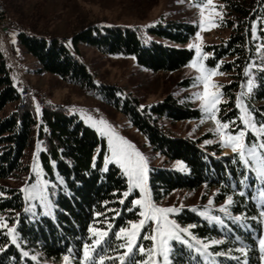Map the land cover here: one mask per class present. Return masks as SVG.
I'll use <instances>...</instances> for the list:
<instances>
[{"label":"trees","instance_id":"trees-1","mask_svg":"<svg viewBox=\"0 0 264 264\" xmlns=\"http://www.w3.org/2000/svg\"><path fill=\"white\" fill-rule=\"evenodd\" d=\"M221 1L229 34L205 45L204 52L209 53L207 64L210 67H217L219 72L231 77L222 86V94L227 98L224 104L227 112L223 117L235 118L236 126L243 127L235 103L236 94L242 93L241 98L259 125L264 123V70H261L264 66V0ZM3 3L6 9L12 6V0H3ZM253 21L256 22L255 37ZM16 29L17 41L33 56L38 70L94 88L95 94L128 115L154 150L167 159L185 163L187 173L161 167L149 169L148 185L154 201L164 199L174 190L191 192L202 186L204 193L214 191L215 203L227 196L232 198L227 207L232 218L215 208L212 216H221L219 223L198 214L201 207L180 208L175 219L188 225L192 237L203 243L221 242L210 244L206 256L182 243H175L171 264H261L257 245L261 230L257 201L261 200L264 181L250 170H244L238 158L216 159L213 154L220 153V147L208 146L207 152L198 140L182 138L161 128L157 121L161 116L171 120L200 117L199 110L189 102L166 95L149 111L139 106L137 98H128L118 87L94 82L76 56L79 45H84L107 54L132 56L138 65L149 69L175 71L193 55L192 49L184 45L194 35V25L181 20L152 25L94 21L65 37L26 27ZM246 67L248 73H245ZM13 73L0 47V179L26 171L27 165L22 158L35 130L40 143L37 158L44 178L51 181V208L44 212L40 208L26 211L27 203L20 188L3 186L0 215L16 225L17 242L11 243L6 228L0 229V264H65L66 255L69 256L68 264H81L82 245L90 223L101 228L107 227V223L113 225L107 241L110 250L101 254L113 257L107 264H120L116 256L123 252L122 240H117L115 231L127 226V221L139 218L138 207L131 203L138 192L123 196L127 191V179L116 165L105 163L103 139L65 106L47 103L39 107L37 113L33 102H21ZM249 76L255 83L251 93H246ZM255 139L253 133L246 134L249 144ZM201 197L204 199V194ZM94 213L101 215L94 216ZM239 248L246 251L242 253ZM24 252L28 255L24 256ZM127 264L134 263L127 259Z\"/></svg>","mask_w":264,"mask_h":264},{"label":"rangeland","instance_id":"rangeland-1","mask_svg":"<svg viewBox=\"0 0 264 264\" xmlns=\"http://www.w3.org/2000/svg\"><path fill=\"white\" fill-rule=\"evenodd\" d=\"M197 2L205 3L206 0H12V6L7 7V9L3 3L9 18V30L5 36H0V47L12 65L14 71L13 76L16 82L18 76H20L24 83L33 86L35 93L40 96H45L49 104L65 106L70 110V113L75 114L84 125L92 128L94 131L96 129L92 127L91 122H85L88 116H92L97 120L102 118L107 121L118 135L130 142L143 155L148 165V172L152 167H161L187 173L188 169L182 160L167 159L162 153L154 150L146 136L132 123L128 115L114 107L105 98H102L101 95L95 94L94 88L90 89L85 84L70 82L57 74L38 70V65L33 56L27 53L17 41L16 27H26L50 35L65 37L72 31L94 21L123 25H152L160 21L181 20L194 25L196 27L195 33L201 31L200 43L202 45V51L204 52L205 45L226 38L229 34V28L224 24L226 15L222 1L212 0L216 12L220 13V15H215L214 17L213 23L215 26L206 24L205 29L201 30L199 26L200 10L196 6ZM205 14H208L207 9ZM195 33L184 46L187 47L188 44L196 42ZM192 51L193 55L190 60L196 55L194 48ZM76 56L84 64L94 82L106 86L118 87L128 98H137L139 106H145L149 111H152V106L161 101L166 95L178 98L181 102H189L199 110L200 117L185 120H171L168 117L161 116L157 118L161 128L182 138L198 140L199 145L207 152H209L208 146L215 145L216 147H220V153L213 154L216 159H220L221 157L229 160L238 158V155L233 154L229 147L222 146L219 143V136L212 131L215 128V123L210 118L204 117L199 107V99L191 98L193 92L202 90V84L194 81L193 78L198 73L189 66L190 60L178 70L165 72L140 66L132 56L107 54L90 46L79 45ZM207 57H203L204 63L207 67L216 69L211 79L221 89L220 99L222 103L218 106L217 116L221 122H232V119L227 120L226 117H223L227 112V107L224 105L227 102V98L222 94L223 84L229 82L231 77L219 72L217 67H210L207 64ZM17 84L19 85L21 83L17 82ZM241 100L246 105L243 97ZM28 102H33L36 106L38 105L34 98L29 99ZM96 112L98 117L93 114ZM152 115L156 116L153 112ZM242 126L244 127V125ZM241 128H238L235 123H229V129L233 132ZM249 133L252 132L248 131L246 134L248 135ZM98 136L105 143V161V156L110 157L111 155L108 151L107 139L100 134ZM205 140L212 142L205 144ZM37 142L39 141L35 137L34 130L31 141L22 158L23 164L27 165L26 171L20 172L15 176L0 179V193H2L3 186H15L21 189L22 185H26L37 178V173L33 169L34 152L36 153L35 164L41 168L37 158V152L39 150L37 149ZM246 143L249 146L252 145L248 142ZM105 163L116 165L111 159L105 161ZM116 166L119 168L118 165ZM120 171L122 172L121 169ZM43 179L46 180L44 176ZM203 188L202 186L191 192L178 189L172 191L162 200H152L156 205L161 207L177 208V212L170 214V219L175 221V214L179 213L180 208L183 207L194 209L201 207L202 209L197 211L199 214L207 205L209 215L215 212V208L222 210L220 205L229 196L215 203L212 198L214 191L204 193ZM135 191L138 192L135 198H138L140 195L138 189H133L131 192L133 193ZM51 192H53V189H51ZM203 194L204 199L201 197ZM210 197L212 198L211 205L208 204ZM26 203L27 208L33 205L31 208L32 211H36L37 208H40L43 212L46 211V208H41L35 201L26 200ZM257 203L259 202L257 201ZM137 207L139 212V206ZM222 215L232 218L230 213H226L223 210ZM0 217H3V215H0ZM219 217L221 220V216ZM139 219L140 217L136 220ZM210 221L219 223L215 220ZM176 223L182 228H188V225H182L177 221ZM11 226L12 224L7 221V227ZM260 226V234H264V222H261ZM125 227H128V225ZM151 230V222L147 223L140 230V234L136 238L137 244L134 246L135 251L127 258L129 262L139 264L140 261L147 258L146 254L142 255L139 252V247L143 245L146 250L151 248L152 241L145 239L146 236H151ZM191 237L186 238L191 240ZM121 240L122 243L126 242L124 239Z\"/></svg>","mask_w":264,"mask_h":264},{"label":"snow or ice","instance_id":"snow-or-ice-1","mask_svg":"<svg viewBox=\"0 0 264 264\" xmlns=\"http://www.w3.org/2000/svg\"><path fill=\"white\" fill-rule=\"evenodd\" d=\"M196 6L200 10V29L204 30L206 24L215 26L213 23L214 17L215 15H220V13L216 12L212 0H206L205 3L197 2ZM206 9L208 11L207 15L205 14ZM252 28L253 36L255 37V21L252 22ZM195 38V43L187 45L189 49L194 48L196 52V55L189 61V66L198 73L193 79L196 83L202 84V90L193 92L191 98L199 99V107L202 114L205 118H210L215 123V128L212 131L219 136V143L222 146L229 147L233 154L238 155V162L243 166L244 170H250L251 173H255L260 180L264 181V123L258 125L255 122L253 114L241 100V93H237L236 107L240 113L239 121L244 127L233 132L229 129V123H235V118L232 122H221L217 116L218 106L222 103L220 99L221 89L211 79L216 69L209 68L204 63L203 57L208 56L209 53L202 51V45L200 43L201 31L195 33ZM261 70H264V66H261ZM248 72L249 68L246 67L245 73ZM254 83L253 77L249 76L246 93H251ZM36 111L37 113L40 111L38 105ZM89 121L97 133L107 139L108 151L111 155L110 157L105 156V161L111 159L122 170V175L127 178L128 191L124 192L123 196L127 197L133 189H138L140 193L138 198L132 199L131 201L133 206H139L138 216L140 219L129 220L127 221L128 227H120L115 231L117 240L124 239L126 241L120 244L124 252L118 253L116 256L120 264H127V258L135 251L134 246L137 244L136 238L140 234V230L149 222L152 224L151 236H146L145 239H150L152 246L146 250L143 245H140L139 252L142 255L146 254L147 258L140 261L139 264H171V252L175 243H182L201 256H206L210 244H218L221 242L211 240L208 243H203L195 237H191V240L186 238L191 236L188 228H182L175 220L170 219V214L177 212L178 209L175 207H161L153 202L151 192L147 185L148 165L143 155L130 142L118 135L104 119L97 120L92 116H88L85 122L87 123ZM248 131H251L256 138L250 146L246 143V133ZM211 142L209 140L204 141L205 144ZM37 149H39V142H37ZM35 156L36 153L34 152L33 169L37 173V178L26 185H22L20 191L23 193L25 200L35 201L41 208L50 209L51 201L49 199L48 186L51 184V181L43 179V170L35 164ZM60 182L63 183V179ZM2 195L3 193H0V196ZM260 197L261 200L257 207L260 208L259 219L261 222H264V189H262ZM231 203L232 198L228 197L220 205V208L227 213L226 206ZM208 204H212L211 197L209 198ZM32 207L33 205H30L26 211H31ZM199 214L202 217L220 222L219 216L209 215L207 205ZM100 215L101 213H94V216ZM236 219H239V217ZM3 228H7L8 239L11 243L15 244L17 242L16 225L13 224L11 227H7V219L0 217V229ZM112 228L113 225L111 223H107V227L104 228L96 227L91 223L88 225V236L82 245L81 264H107V261L113 259L111 256L101 254L102 252L110 250L107 248V241ZM257 245L260 252L261 264H264V234H258ZM4 247H7V245H4ZM238 251L243 253L246 249L239 248ZM69 253H71V249H69ZM23 255L27 256L28 253L24 252ZM32 259L35 260L36 257L33 256ZM64 261L65 264H68L69 256L66 255Z\"/></svg>","mask_w":264,"mask_h":264},{"label":"built area","instance_id":"built-area-1","mask_svg":"<svg viewBox=\"0 0 264 264\" xmlns=\"http://www.w3.org/2000/svg\"><path fill=\"white\" fill-rule=\"evenodd\" d=\"M9 30V18L7 17V14H2L1 13V8H0V36H5ZM18 83H21V86L23 87V95H24V100H28L31 98H34L35 101L37 102L38 106L41 105L44 101L42 98H40V95L35 93L34 91H30L29 88H27L24 85V81L21 80V77L18 76L17 79ZM96 117H98L97 112L93 113ZM112 123V122H111ZM113 128L114 125L112 124Z\"/></svg>","mask_w":264,"mask_h":264},{"label":"bare ground","instance_id":"bare-ground-1","mask_svg":"<svg viewBox=\"0 0 264 264\" xmlns=\"http://www.w3.org/2000/svg\"><path fill=\"white\" fill-rule=\"evenodd\" d=\"M0 8H1V13L2 14H7L6 13V9L4 8V4H3L2 0H0ZM7 17H8V15H7ZM24 85L27 88H29L30 91H34V88H33V86L31 84L24 83ZM18 87H19V91H20V101L21 102H26L27 100H24L23 87L21 86V84H19ZM40 98H42L44 102L41 105H39V107H42V106H44L45 104L48 103L45 96H40Z\"/></svg>","mask_w":264,"mask_h":264}]
</instances>
